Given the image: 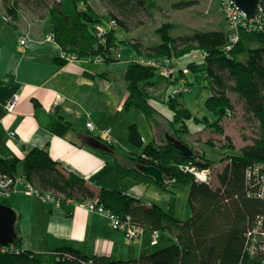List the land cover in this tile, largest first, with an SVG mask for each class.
<instances>
[{
  "label": "trees",
  "instance_id": "1",
  "mask_svg": "<svg viewBox=\"0 0 264 264\" xmlns=\"http://www.w3.org/2000/svg\"><path fill=\"white\" fill-rule=\"evenodd\" d=\"M48 1L1 0V3L15 27L22 26V9L40 16L42 22L50 23L48 35L63 51L56 64L62 66L80 58L100 60L103 64L119 62L118 54L116 56L120 45L118 29L132 32L133 27L135 29L144 22L137 19L138 15L143 10L151 15V9L155 7L154 0H104L109 16L101 17L95 14L90 0ZM260 3L257 18L262 21V31L249 33L246 25L239 35V42L232 46L230 52L227 47L235 33L234 30L229 31L227 21L223 24L226 30H198L187 37H174L177 25L165 22L156 31L161 41L149 50L152 52L148 54L149 59L142 61L144 63L129 62L124 73L129 95L123 105L124 112L139 109L147 122L157 126L156 116L161 111L150 100L149 90L157 88L159 83L176 82L182 70L179 72L174 68L173 60L199 49L202 52V65L198 67L196 63H191L189 68L196 81L209 82L206 86L209 95L205 103L212 117L205 116L204 120L224 136L222 122L234 113L235 104L229 97L230 93H234L242 101L250 120L257 124L258 137L239 151L226 136V144L221 148L227 149L221 161L222 164L226 161V164L218 173L214 166L219 163L212 162L204 152L200 155L192 149L193 156L188 158L167 140L159 143L154 140L147 144L138 125L129 126L130 143L140 151L132 154L135 158L128 168L118 161L117 171L140 184L152 179L146 178L136 166L139 163L153 165L162 170L166 180V184L158 186L160 190L177 193L183 186H190L188 200L192 215L184 222L172 217L159 204L148 207L142 200L119 190H96L86 178L62 169L46 148H33L23 160L0 157V171L3 174L13 178V181L24 179L42 198L48 195L56 197L64 210L68 201L82 204L97 200L98 204L120 215L123 222L151 232L166 231L172 235L169 246L132 261L116 262L104 256L88 258L81 250L67 247L50 254V264H264V0ZM182 5H185V1L175 3L174 7ZM103 19L113 21V29L108 31ZM256 26L255 22L251 24L252 28ZM100 27L104 32L100 31ZM135 48L138 55L143 56L141 49ZM149 61L157 63L156 67L148 65ZM164 68L171 69L173 73L163 76ZM170 78L171 82H168ZM184 95L183 91L176 96L171 95L168 101L174 115V119L168 120L170 135L183 143L190 133L188 123L201 121L180 102V97ZM35 105L38 108L40 104L35 102ZM166 117L170 119L171 116ZM70 129V123L61 120L51 130L57 136L64 137ZM193 164L200 169H211L213 179L202 183L182 168ZM250 171L253 173L249 174ZM16 240L11 253H0V264L45 262L42 259L47 254L23 251L22 240L20 237Z\"/></svg>",
  "mask_w": 264,
  "mask_h": 264
},
{
  "label": "crops",
  "instance_id": "2",
  "mask_svg": "<svg viewBox=\"0 0 264 264\" xmlns=\"http://www.w3.org/2000/svg\"><path fill=\"white\" fill-rule=\"evenodd\" d=\"M24 28L12 24L0 3V157L23 160L33 148H46L62 169L86 178L96 190H119L142 200L148 207L159 204L178 219L175 215L180 217L179 212L176 208L172 212L171 206L179 191L174 195L160 190L152 180L139 184L117 171L118 161L128 168L132 162L130 155L140 151L131 143L124 148L130 139L129 126L138 124L129 121L124 126L120 122L128 90L124 82L119 89L111 80L114 70H119V79L124 77L121 72L127 68L128 60L103 64L80 58L66 66L57 65L56 60L63 51L48 35L50 23L33 30ZM22 40L26 41L23 46ZM161 84L166 86V82ZM13 99L18 100L17 108L10 114L7 106ZM35 102L40 104L38 108ZM156 107L169 116V109ZM61 120L71 125L64 137L51 130ZM88 122L95 123L102 131L111 129L113 152L104 153L89 145L87 139L92 135L97 139L98 134L90 133ZM144 122L150 138L138 127L145 142L159 143L157 126ZM8 204L17 212L21 249L34 254L49 256L56 250L72 247L88 258L104 256L118 262L132 261L170 245L164 232H160L158 244L153 245L151 230L145 228L140 239L129 241L121 230L113 228L108 218L94 212L87 201L82 204L68 201L64 210L45 203L37 192L26 191V194L12 195Z\"/></svg>",
  "mask_w": 264,
  "mask_h": 264
},
{
  "label": "rangeland",
  "instance_id": "3",
  "mask_svg": "<svg viewBox=\"0 0 264 264\" xmlns=\"http://www.w3.org/2000/svg\"><path fill=\"white\" fill-rule=\"evenodd\" d=\"M90 1H91V7L95 11L96 15L101 17L109 16V10L107 9L104 0H90ZM181 1H185V5H182V7H174L175 3H179ZM48 3H50V1H48ZM154 4L155 7L151 9V15L145 10H143V12H141L138 15L137 19L138 20L141 19L142 22L143 21L144 22L143 24L137 26L135 29L133 27L132 32L129 33L121 28L118 29L119 31L118 38L120 41V45L116 50V56L118 54L119 62H122L123 60H128V62L126 63L129 62L134 63L135 61L142 62L148 60L149 59L148 54L149 53L152 54V52H150L149 50L154 48L161 41L156 31L165 22H171L177 25L176 30L173 33L174 37L176 36L187 37L198 30H202V31L226 30V26H224L223 24H226L227 21L228 24L227 26L229 31L234 30L235 33L234 36L237 37V40L235 41L233 39L230 40V44L227 47V51L229 52L232 50L233 48L232 46H234L239 42L240 40L239 35L242 29L246 25H247L246 31L249 33H252L254 31L261 32L263 28V24L261 20H259L258 18L249 19L248 16L241 10L240 11L246 17L243 18V21L242 22L240 21V23H238L235 28H233L231 24L228 23L227 18L221 13V8L224 10L227 6V4L222 2V0H154ZM20 12L22 13L21 28L24 30H25L24 27L27 28V25H29L28 26L29 28L27 29H30L31 26L36 29L42 27L45 24L44 22L41 21L40 16H37L35 14H33L34 15L33 16L30 12H28L25 9H22ZM103 20H105L104 24L108 31L113 29V27L115 26V23L113 21L108 19H103ZM223 21H225V23ZM254 22L257 25L255 27L257 29L251 27V24ZM135 46L141 49L140 51H142L143 56L138 55L139 52L136 51ZM173 61L174 62H172V64L174 65V68L177 69V71L182 70V72L179 71L180 73L178 79L176 80V82H171V78H170V81L168 82L171 83L170 84L166 83L165 87H163V85L159 83L158 84L159 86L157 88L149 90L148 92L149 98L151 101L154 102L155 105H159V106L161 105L164 107V109L170 110L168 101L171 95L176 96L177 93H180L182 91L185 92V95L180 97V102L182 104H185L186 107L189 110H191L192 113L196 117H198L201 121L200 123H195L194 120H192L190 123H188V125L190 126V133L188 134V136L187 135L185 136L184 144L189 146L191 149H193L196 153L200 155H202L204 152L205 156H207V158L210 159L212 162L219 163L214 166L215 172L217 171L218 173L219 169H223L226 164V161L225 164L221 163L222 158L225 157L223 155L227 151V149L221 150L222 146L226 144V140H225L226 136L231 139L232 145H234L236 147V150L239 151L246 145L252 144L256 139V137H258L259 133L257 129V124L256 122L250 120V116L247 114V112H245L242 101L238 99L236 94L230 93L229 97L231 101H233V103L235 104V110L234 113H232L231 117L230 116L226 117L222 122L225 135L224 136L219 135L216 131H214V128H211L210 124H208V122L204 120L205 116H210V118L212 117V115L208 113L207 106L205 103L209 95L208 92L209 89L206 87L209 85V82L206 80H202L200 82L196 81L195 75L192 73V71H190L189 68V65L191 63H196L198 67L202 65L203 63L202 52L199 49L198 50L196 49L191 52H188L186 56L179 57L177 59L175 58ZM96 62L101 63L100 60H96ZM179 67L182 68L179 69ZM126 69L124 70L126 71ZM125 71L121 73H125ZM112 75L113 77L111 80H113V85L118 86V88L121 89L123 86L122 83L124 82V77L120 76L119 79L118 77L119 70H114ZM16 108L14 109L13 112L10 111L8 108L7 111L10 114H12L15 112ZM168 114L171 115V117H169L170 119H167L166 115H164L162 112H160V114L156 116V119L157 120L159 119L157 125L158 128H156V131H157V139L160 142L167 140L166 136H171L170 135L171 126L168 125L169 122L168 120L174 119V115L171 110L170 112H168ZM213 118L216 119V117L214 116ZM212 119L210 120V122L212 121ZM145 120L146 118L145 116H143V113L139 109H134L129 111V113L124 112L120 122L124 123V126L129 121L131 123L138 124L139 127H141L142 133H144L145 137L148 138L149 136H147L148 134L147 127L146 128L144 127ZM90 138H95V136L92 135L90 136ZM209 143H211V145H215V147L213 148L209 146L210 145ZM128 145L130 146L129 139H127L124 148H127ZM125 151L126 153H128L126 149ZM126 156L128 155L126 154ZM129 158L133 160L135 156L130 155ZM14 186L16 187V190L13 193H11L8 198L6 197L0 198V203L9 206L8 200H10L12 195L18 192L19 193L22 192L26 194L27 191L26 187L23 186L22 184L16 183ZM190 191H191L190 186H183V188H181L179 191V195L177 199L174 200V203L171 206L172 212L175 210L174 208H176L177 212H179L180 217L178 215L175 216L178 218L177 220L182 222L187 220L192 215V211L190 210L189 200H188ZM4 192L5 194H7L9 192V189H5ZM27 193L30 194L31 192H27ZM174 195H177V193H175ZM43 198L46 203V197ZM49 198L53 199V201H50V205H55L62 208L60 206V201L56 197L49 196ZM185 204L187 205V207H184ZM185 209L188 211L187 214H184ZM118 217H120V219L122 220L120 215H118ZM140 229L142 230L143 228ZM163 232L167 236L169 242L172 243V235L166 231ZM151 233H152V241H153V239H155V234L154 231H152ZM137 234L139 235V237L136 236L135 238H131V239L127 238V239L129 241L140 239L142 236L141 235L142 232L138 233L137 230ZM158 234L160 238L161 236L160 232H158ZM6 247H11V246H6ZM42 260L45 261L43 264H50L49 261L51 260V257L46 256Z\"/></svg>",
  "mask_w": 264,
  "mask_h": 264
},
{
  "label": "built area",
  "instance_id": "4",
  "mask_svg": "<svg viewBox=\"0 0 264 264\" xmlns=\"http://www.w3.org/2000/svg\"><path fill=\"white\" fill-rule=\"evenodd\" d=\"M222 2H224L225 4H227L226 8L223 10L221 8V13L222 15H224L227 20L228 23L231 24V26L233 28L236 27V25L238 23H240V21H243V18H245L246 16H244V14L239 10V8L236 6V4L233 3L232 0H222ZM260 12V9H259ZM235 21V22H233ZM239 29V28H237ZM103 29L100 28L101 32ZM232 39L235 41L237 40L236 36H231ZM25 40L21 41V45H25ZM148 65H151L152 67H156L157 63L154 62H147ZM162 75L167 77L170 76L173 72L171 69L169 68H164L162 69ZM177 93V92H175ZM17 99H13V101L7 106V108L10 111H14V109L17 106ZM87 129H89L91 134L97 133L98 134V139H100L104 144H107L108 146H114V141L111 138V129H105V130H99L95 123L89 122L87 124ZM14 135V134H13ZM184 169L185 172H189L191 173L195 179H198L200 182L202 183H208L210 182L213 178V172L211 169H207L205 168L200 169L198 168L196 165L193 164V166H185L182 167ZM203 170V171H201ZM253 173L252 171L249 172V174ZM248 174V175H249ZM263 183H262V194L264 195V177H262ZM22 184L23 186L26 187L27 192H31L32 193V189L31 186H29L24 179H20L18 181H13V178L3 174L0 171V198L6 197L8 198L10 196L11 193H13L16 190V187L14 186L15 184ZM5 189H9V192L7 194H5L4 190ZM50 201H53V199L49 198V196L46 197V203L50 204ZM87 205L94 211L97 212L103 216H105L106 218H108V220H110L111 225L113 226V228L117 231H122L125 236L129 239L131 238H135L136 236L139 237V235L137 234V230L138 233L141 232L140 228L134 227L133 224H130V222H123L120 217H118L117 214H115L114 212H112L110 209H106L103 205L98 204L97 200H89L87 201ZM155 234V239H153L152 244L153 245H157L158 244V239H159V234L158 232H154ZM263 235V240H264V232L262 233ZM13 251V247H6V246H1L0 245V253H11Z\"/></svg>",
  "mask_w": 264,
  "mask_h": 264
},
{
  "label": "water",
  "instance_id": "5",
  "mask_svg": "<svg viewBox=\"0 0 264 264\" xmlns=\"http://www.w3.org/2000/svg\"><path fill=\"white\" fill-rule=\"evenodd\" d=\"M234 4L244 12L249 19H256L259 15V7L261 0H232ZM169 144H172L180 152L183 153L185 157L192 158L193 150L184 144L182 141L177 140L173 136H166ZM89 145L93 149L100 150L104 153L113 152L106 144L102 143L96 138H89ZM136 169L140 171L146 178L154 180L156 185L159 187L166 184L162 170L158 169L156 166L139 163ZM17 212L14 208L0 203V245L1 246H13L16 239L19 237L16 229L17 224Z\"/></svg>",
  "mask_w": 264,
  "mask_h": 264
}]
</instances>
